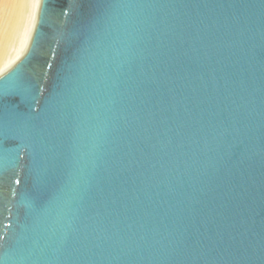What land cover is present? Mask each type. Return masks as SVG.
<instances>
[{"label":"water","instance_id":"water-1","mask_svg":"<svg viewBox=\"0 0 264 264\" xmlns=\"http://www.w3.org/2000/svg\"><path fill=\"white\" fill-rule=\"evenodd\" d=\"M0 264H264V0H41Z\"/></svg>","mask_w":264,"mask_h":264},{"label":"bare ground","instance_id":"bare-ground-1","mask_svg":"<svg viewBox=\"0 0 264 264\" xmlns=\"http://www.w3.org/2000/svg\"><path fill=\"white\" fill-rule=\"evenodd\" d=\"M40 5L41 0H0V76L28 50Z\"/></svg>","mask_w":264,"mask_h":264},{"label":"rangeland","instance_id":"rangeland-1","mask_svg":"<svg viewBox=\"0 0 264 264\" xmlns=\"http://www.w3.org/2000/svg\"><path fill=\"white\" fill-rule=\"evenodd\" d=\"M34 29V28H33Z\"/></svg>","mask_w":264,"mask_h":264}]
</instances>
